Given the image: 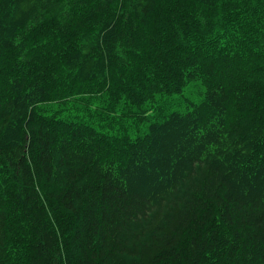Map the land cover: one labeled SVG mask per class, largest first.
I'll list each match as a JSON object with an SVG mask.
<instances>
[{
    "label": "trees",
    "instance_id": "16d2710c",
    "mask_svg": "<svg viewBox=\"0 0 264 264\" xmlns=\"http://www.w3.org/2000/svg\"><path fill=\"white\" fill-rule=\"evenodd\" d=\"M0 264H264V0H0Z\"/></svg>",
    "mask_w": 264,
    "mask_h": 264
},
{
    "label": "rangeland",
    "instance_id": "374dc122",
    "mask_svg": "<svg viewBox=\"0 0 264 264\" xmlns=\"http://www.w3.org/2000/svg\"><path fill=\"white\" fill-rule=\"evenodd\" d=\"M199 88L198 86H192L190 90L185 89L181 95H174L169 102L166 103L165 106V112H169L172 110H183L184 109V99L185 98H193V100L198 101V96L200 97V94L198 93ZM69 116L66 114V111L63 112V117ZM147 123V122H146ZM125 126L128 128L130 135L134 136L137 133H142L144 131V125L141 126V129H138L137 126L133 125L130 122H124ZM109 131H114L115 128H109L106 127Z\"/></svg>",
    "mask_w": 264,
    "mask_h": 264
}]
</instances>
